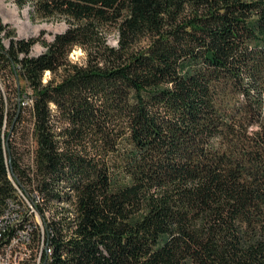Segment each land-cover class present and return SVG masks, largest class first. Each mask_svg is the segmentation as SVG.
Returning <instances> with one entry per match:
<instances>
[{
  "label": "trees",
  "instance_id": "obj_1",
  "mask_svg": "<svg viewBox=\"0 0 264 264\" xmlns=\"http://www.w3.org/2000/svg\"><path fill=\"white\" fill-rule=\"evenodd\" d=\"M15 2L68 26L0 15V225L37 193L49 264H264V0Z\"/></svg>",
  "mask_w": 264,
  "mask_h": 264
},
{
  "label": "built area",
  "instance_id": "obj_2",
  "mask_svg": "<svg viewBox=\"0 0 264 264\" xmlns=\"http://www.w3.org/2000/svg\"><path fill=\"white\" fill-rule=\"evenodd\" d=\"M35 195L36 200H32L25 193L24 203H15L7 223L0 225V264H49L51 248L45 242L46 220L36 225L32 217V212H39Z\"/></svg>",
  "mask_w": 264,
  "mask_h": 264
},
{
  "label": "rangeland",
  "instance_id": "obj_3",
  "mask_svg": "<svg viewBox=\"0 0 264 264\" xmlns=\"http://www.w3.org/2000/svg\"><path fill=\"white\" fill-rule=\"evenodd\" d=\"M12 8H17L18 14L21 15V22L17 24L15 21L10 20L9 17L12 15ZM0 15L2 21L9 24V27L15 31L17 36L22 37H31V36H40L42 40L51 41L53 39L54 34L57 32L64 31L65 28L68 26L66 20L62 19H41L35 18L32 19L30 16V7L29 5L24 7H19L15 0H4V4L0 2ZM109 44H116L117 43V35L114 32L108 36ZM45 46L41 41L36 42V44L32 47L33 54L40 53L44 51ZM71 58L74 61L82 63L87 58V51L82 47L75 46L70 54ZM54 76L51 74L50 71H46L44 74V80L48 81L50 78ZM30 93V91H28ZM30 99L29 96L25 97L23 103L28 105V100ZM28 116L26 115L25 124H28ZM14 141L23 142L21 141L22 138L18 136H13L11 138ZM26 141L31 144V131L29 129L26 130V135L23 137ZM47 217H50V212L46 213ZM44 216L42 215H35V221L37 224L45 223Z\"/></svg>",
  "mask_w": 264,
  "mask_h": 264
},
{
  "label": "bare ground",
  "instance_id": "obj_4",
  "mask_svg": "<svg viewBox=\"0 0 264 264\" xmlns=\"http://www.w3.org/2000/svg\"><path fill=\"white\" fill-rule=\"evenodd\" d=\"M2 4H4V0H0ZM10 20L15 21L17 24L21 22V15L18 14L17 8H12V15L9 17ZM4 218H8V214L3 215Z\"/></svg>",
  "mask_w": 264,
  "mask_h": 264
}]
</instances>
